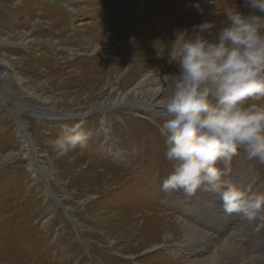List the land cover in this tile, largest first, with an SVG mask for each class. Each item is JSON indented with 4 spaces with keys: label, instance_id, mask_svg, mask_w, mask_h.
Returning a JSON list of instances; mask_svg holds the SVG:
<instances>
[{
    "label": "rangeland",
    "instance_id": "rangeland-1",
    "mask_svg": "<svg viewBox=\"0 0 264 264\" xmlns=\"http://www.w3.org/2000/svg\"><path fill=\"white\" fill-rule=\"evenodd\" d=\"M214 1L0 0V74L8 72L0 78V264H183L194 257L189 251L175 252L172 245L143 248L159 224L167 233L174 232L179 217L196 224L194 209L199 208L192 200L201 197L161 188L172 171L160 133L161 114L152 113L154 120H149L141 106L124 102L112 111L103 106L146 74L145 86L136 90L160 86L159 100L164 99L170 88L163 77L178 74L179 65L168 61V51L158 54L160 46L171 44L178 31L191 33L204 21L224 25L226 12L243 10L237 0ZM230 3L236 7H227ZM129 5L128 14L120 15ZM104 17L120 18L116 35L106 24L95 28ZM98 46V52H108L109 62L94 58ZM138 57L144 64L133 66L130 61ZM100 63L108 66L98 81L87 80L92 73L78 78ZM37 106L70 115L39 116L32 111ZM74 123L83 124L89 138L60 154L51 141ZM20 124L43 176L34 177V160L22 157L28 149L22 147ZM250 176L264 187V163L238 150L231 179ZM47 187L52 196L44 193ZM224 236L233 240V235ZM220 249L217 245L205 255Z\"/></svg>",
    "mask_w": 264,
    "mask_h": 264
},
{
    "label": "clouds",
    "instance_id": "clouds-1",
    "mask_svg": "<svg viewBox=\"0 0 264 264\" xmlns=\"http://www.w3.org/2000/svg\"><path fill=\"white\" fill-rule=\"evenodd\" d=\"M244 6L247 14L226 12L222 27L204 21L171 41L167 58L179 73L163 77L170 91L160 101V133L172 171L161 188L211 194L226 215L264 227V187L255 176L231 179L238 150L264 163V0H244ZM89 135L74 123L51 144L64 154Z\"/></svg>",
    "mask_w": 264,
    "mask_h": 264
},
{
    "label": "bare ground",
    "instance_id": "bare-ground-1",
    "mask_svg": "<svg viewBox=\"0 0 264 264\" xmlns=\"http://www.w3.org/2000/svg\"><path fill=\"white\" fill-rule=\"evenodd\" d=\"M149 1L150 0H143L144 4H147ZM226 1L229 2V1H233V0H226ZM237 1L240 2V4H242L241 5L243 8L242 12L247 14L250 11V9H248L244 6V0H237ZM109 2H110V0H109ZM133 2H134V0H133ZM129 7H130V5L128 7H122L120 10L118 9L120 11V15L125 13V12H127V14H128ZM227 7L232 9V8H235L236 5L230 3L229 5H227ZM145 8H144V10H145ZM109 9H110L109 7H105V9H102L101 7H99L100 12H103L106 14H110L112 12V11L109 12ZM142 9H143V7H142ZM69 11H75V10L73 7L69 6ZM145 11H147V10H145ZM118 15H119V13H118ZM124 17H127V15ZM115 19L116 20L111 21L108 17H104L103 19H101L98 22V24L95 23L96 24L95 28H98V27L106 24V25H108L109 29L112 27L111 29L114 31L113 34L116 35L117 29L120 28L121 25L120 26L118 25L116 27V25H114V24L120 18H115ZM129 23H130V20H129ZM28 24H29V22H28V20H26L24 22V25H28ZM222 26L223 25H220V24L216 25L217 28L222 27ZM135 27H137V26H135ZM138 31H140V30H138ZM146 37L148 38V36H146ZM149 38H148V41H149ZM138 41H142V39L140 38ZM165 44L166 45L160 46L159 51H158V54H161L162 56L167 54V51L171 45V44H167V43H165ZM107 54H108V52L105 53L104 51L103 52H97L94 55V58H96L97 60L107 58V62H109L108 59H110V57ZM5 62L8 63V61H5ZM130 62H132V63L134 62L133 66L135 65V62L138 64L139 63L144 64V61H142V59L140 61V57L136 58L135 60L133 59ZM85 65H86V63H85ZM106 65L108 66V64H106V63H104V64L100 63L99 67H96V69H93L92 71H89V69L87 68L86 70L88 71V74H86V72H84V75L78 74L79 75L78 78L80 76L85 77L86 75H88V77H89V75L92 73L90 78H88L87 80H91V78H92V80L93 79H96V80L100 79L99 77H100L102 71H104L106 69V67H107ZM87 67H89V66H87ZM127 71H128V69L125 70V72H127ZM148 77H149V74H146L144 76V78L141 79L140 81H138V83L135 86H133L131 89H129L128 92H125L123 94L117 93V95H114V97H116V98L111 99L109 104L106 106H103V107L108 108L109 111L110 110L112 111L114 109L119 108L122 104H124V102H125V104L127 103L131 106H134V107L135 106H141L142 108H144V112L145 111L148 112V113L143 112L145 117L149 120H154V117L151 114L152 113H155V114L161 113V108H160V101L161 100H159V95L163 90L162 87L158 86L156 88H146L145 91H141V92L136 90L137 87L143 88L145 86L144 82L148 79ZM97 81H95V83ZM88 82H90V81H88ZM83 83L85 85L87 84V83H85V80ZM93 86H94V84H93ZM139 93L145 94V95L138 96ZM0 103H2V105H3V100L1 98V95H0ZM6 108L9 109L7 106H6ZM43 109L44 108H40V106H37V107H33L32 111L38 112L37 115H39V116H46L47 115V117H50V118H53V117L54 118H60V117L61 118H68L67 116L70 115L67 113H65V114L59 113L58 111H56L54 109H51V110H53V112H50V113L46 112L44 114L43 113L44 111H42ZM9 111L13 112L12 113L13 116H15V115L19 116L17 112L11 111L10 109H9ZM136 112L138 113L137 115L142 116V114H140V111L137 110ZM20 123H22V122H20ZM22 127H24V126L22 124H20L19 129H18V133L20 134L21 139H22V147H24V148L27 147V149H28V151H26V149L23 150V152H22L23 156L22 157L23 158L28 157V159L34 160L33 165L30 166L32 169L31 172H33L34 170L36 171V172H33L34 177L36 176V173L39 174L40 176H43V174H41V172H40V169L36 165L37 164L36 160L34 159L35 152L32 148V141L30 139V136H29L28 132L26 131V129H23ZM30 149L32 151L31 154H30ZM24 155H26V156H24ZM106 171H109V170H106ZM116 176H117V174H116ZM103 177H105V176H103ZM44 193L48 196L53 195L52 194L53 192L51 190H49L48 187L46 188ZM198 193L201 196L200 199H193L192 200V203L195 206H198V208H199V209H194V213L196 215V219H195L196 224H191V223L187 222L186 220H184V218H182V217L176 218L175 224L177 226L174 227L173 233L172 232L171 233L165 232L166 230L164 229V226L162 227V225L159 224L160 227H156L155 230H153V229L151 230L152 231L151 236L148 239L151 241L149 243L145 244V246L143 248L149 249V248H151L153 246H157V245H158L157 247L172 245V246H174L175 252L176 251L182 252L184 250L191 252V255L193 254L194 257L193 258L187 257L186 258L187 262L184 261L183 264H264V227H260L259 224L255 226V223L259 220L247 221V220L240 219L236 215L228 216L224 213V211L221 207L220 201L217 197H214L211 194L200 192V191H198ZM154 209H156V207L155 208L153 207V210ZM150 215H152V213H150L148 216H150ZM262 215H264V213H262ZM147 218H149L147 220V222H154L153 218H150V217H147ZM150 219H153V220H150ZM217 219L220 220L219 225L214 224V221ZM172 226L173 225L171 224V227ZM137 233H138V230H137ZM140 233H141V235H143L141 231H140ZM225 234H227L228 236L233 235V237H232L233 240L231 239V241H230L226 236H224ZM161 235H163L164 240H161ZM161 243H163V245H161ZM217 245L220 246V248H221L220 252H214V253H211L210 255H205L208 251H210L212 248H214Z\"/></svg>",
    "mask_w": 264,
    "mask_h": 264
},
{
    "label": "built area",
    "instance_id": "built-area-1",
    "mask_svg": "<svg viewBox=\"0 0 264 264\" xmlns=\"http://www.w3.org/2000/svg\"><path fill=\"white\" fill-rule=\"evenodd\" d=\"M2 73L0 74V78L6 77L8 75V72L4 69L1 70Z\"/></svg>",
    "mask_w": 264,
    "mask_h": 264
},
{
    "label": "water",
    "instance_id": "water-1",
    "mask_svg": "<svg viewBox=\"0 0 264 264\" xmlns=\"http://www.w3.org/2000/svg\"><path fill=\"white\" fill-rule=\"evenodd\" d=\"M42 111H44L43 113L45 114L46 112L47 113H50V112H53L52 110L50 109H47V108H44ZM15 114V113H14ZM22 122V121H21Z\"/></svg>",
    "mask_w": 264,
    "mask_h": 264
}]
</instances>
